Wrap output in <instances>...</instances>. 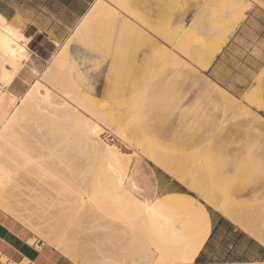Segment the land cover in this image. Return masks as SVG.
<instances>
[{
  "label": "rangeland",
  "instance_id": "1",
  "mask_svg": "<svg viewBox=\"0 0 264 264\" xmlns=\"http://www.w3.org/2000/svg\"><path fill=\"white\" fill-rule=\"evenodd\" d=\"M126 1L128 9L118 6L114 20L95 19L82 23L78 28L76 24L63 41L54 45L44 43L40 44L43 47L35 48L37 51L48 50L50 56L42 62L34 78L27 82L24 91L48 69V77L41 78L42 82L54 93L66 92L71 96L73 104H79L85 116L99 123L111 138L123 145L129 161V175L139 188L135 194L139 199L151 201L163 194L157 189L153 174L157 166L148 159L144 150L169 163L189 168L192 175L209 177L210 181H205V191L220 203L227 199L239 212L247 208L249 211L246 209L247 213H244V224L250 226L245 230L259 242H264V237L257 234H264V231L260 232L264 230V78L260 76L264 63L256 66L254 62L264 53V0H239L235 7H230L228 0ZM236 14L239 20L232 21ZM148 23L154 28H190L188 35H178L170 41L147 28L145 24ZM224 28L229 31L226 35L223 32L222 37L221 31H225ZM203 32L209 33L212 40L211 47L206 50L208 53L205 52V46L197 41ZM145 35L155 40L157 47L162 50L155 48ZM68 38L70 42L66 49V66L56 68L53 63L55 56ZM167 48L173 50L179 61L163 55ZM189 48L193 51L188 50L187 53L184 49ZM196 53L200 59L202 55L206 56L202 58L203 63H197L192 58ZM162 55V59L159 58ZM252 85L256 86L253 94L248 91ZM6 94L12 95L11 92ZM19 100L15 98L10 109L5 111L6 117L14 111ZM79 100H84V104ZM97 101L98 105L100 101L106 102V110L111 107L112 110L108 111L110 115H105L107 111L103 108V117V113H100L103 112L102 102L101 107H98L95 104ZM84 105L86 110L90 107V113L84 111ZM128 106L125 113L118 116L119 127L116 130L110 129L109 125L116 118L113 111L118 112ZM95 108H100L101 118L97 117ZM56 114H48L49 120L46 118L39 121L41 123L24 121V129L21 128L23 135L19 138L45 143L50 139L47 130L51 128L50 132L59 135H52L57 138L67 130H72L69 120H64V115L60 117L61 113ZM51 116H59L57 119L63 122H53ZM34 122L42 125L39 132L33 130V127L38 126H32ZM59 126L66 130L61 131ZM132 137L133 141L130 140ZM134 141L137 146H134ZM67 151L62 155L71 156V150ZM74 163L71 162L67 170H74L77 167V163ZM97 166L98 171L100 164L97 163ZM51 170L59 179L68 174L59 167H51ZM16 179L20 184L24 183L21 175ZM91 182H95L97 187V174L94 170L85 171L80 184L83 191L89 190ZM187 194L206 205L194 191L187 190ZM17 203L25 206L28 202L22 200ZM49 210L47 204L36 203L27 212L49 213ZM250 212L253 215H249ZM105 216V219L99 216L102 222L96 217L99 221L97 223L102 225L96 226L97 234L96 231L81 230L87 227L85 221L88 216L82 217L83 222L74 218L77 223L72 227L75 229H68L70 232L76 231L73 232L77 234L75 237L79 244L95 240L89 239L95 232L97 264H147L146 259L150 256L149 264H179L157 260L156 244H159L152 235L149 236L147 227L137 223L133 233H129V230L121 226L122 222L111 221L109 216ZM14 218L0 210V221L26 241L32 250V257L27 255L21 262L10 261L8 264L83 262L82 253L66 255L63 244L46 242L38 234L39 231H33ZM255 228L261 229L256 231ZM249 229H254V232ZM87 235L89 238H85ZM148 253L152 255L148 256ZM0 260L6 262L7 259L0 253Z\"/></svg>",
  "mask_w": 264,
  "mask_h": 264
},
{
  "label": "bare ground",
  "instance_id": "2",
  "mask_svg": "<svg viewBox=\"0 0 264 264\" xmlns=\"http://www.w3.org/2000/svg\"><path fill=\"white\" fill-rule=\"evenodd\" d=\"M238 1L239 0H228L227 4L230 7H235ZM118 6L125 10L128 9L126 0H96L90 6L86 14L80 19L76 27L78 28L82 23L95 19H104L106 21L114 20L117 16ZM237 19L239 20V16L236 14L232 21H236ZM145 25L147 28L152 29L155 33L162 35L170 41H173V38L178 37V35H188L190 28V26H187L184 30H179L175 26L172 28H154V26L149 23ZM228 31V28H226L225 31L222 30L221 36L223 32L226 35ZM22 34L15 27L8 24L6 19L0 15V102L6 95V92H9L6 89L9 87L21 62L24 60H31V55L29 56L28 50H26V39ZM208 34L209 33L205 32L200 33L197 38L198 43L205 46V52L207 53L208 51L206 50H209L212 43L210 35ZM145 37L155 45V48L162 50L159 46L157 47V42L155 40L146 35ZM69 40L70 38L65 41L64 46L55 56V61L53 63L56 68L59 67L62 69L66 66V49L69 45ZM167 49L168 50H165L163 55L178 60L173 50L171 48ZM184 50H186L187 53L188 50L190 52L193 51L192 48ZM163 55L159 56V58L161 57L162 59ZM203 57L205 58L206 56L202 55V58ZM192 58L196 60L197 63H203L202 58L200 59L197 53L194 54ZM31 68L32 72L35 74L38 67L35 69L33 67ZM48 73L49 70L46 69L41 77L35 79L21 96H16L14 94L8 96L10 101L15 100V98L20 99L14 111L8 116L9 118L6 117L4 109L0 106V209L12 215V217H15L19 222L31 228L33 231H39L40 233L38 234L40 236L42 235L41 237H43L46 242L52 243L56 241V243H60L61 246L63 244V251L66 255L72 256L82 253L84 258L80 259L81 261L83 260V262L79 264H97V242H94L97 241V236L94 235V232V238L90 233L92 237L89 238L88 235L90 234H88L85 238L87 237L90 240L93 238L95 240L92 242L88 241L86 244H79L78 238H76L77 234L74 233L76 231L73 230L74 232H70L68 229L70 227L75 229L72 227L77 223L74 218H78L79 222H83L82 217L88 216V220L85 218V222L88 225L87 227H82V225L81 230L96 231V226L101 224L97 223L99 222L97 220L101 216V218L105 219V215L109 216V220L111 219V221L115 220L122 222L121 226L129 230V233L135 229L137 223L147 227L149 236L152 235L159 244V246L156 244L157 252L155 257L161 263L196 264L193 261L199 253L211 228L210 216L206 207L195 197L187 193L164 195L150 202L139 199L133 191L135 184L133 183L134 185H130L129 161L126 152L123 150V145L111 138L108 132L104 130L99 123L96 124V122L85 116L86 114L80 111L79 104L77 102L73 104L71 102V96L69 97L65 94L66 92L59 94L51 91L41 80V78L48 77ZM260 76L264 78V66L261 68ZM69 79L72 78L70 77ZM70 84L73 85V83ZM260 84L262 87V81ZM255 88L256 86L252 85L248 90L249 93L253 94L256 90ZM103 93L105 94V91H103ZM89 98L91 97L89 96ZM79 101L80 103L83 102L81 100ZM100 102L103 103H101L102 107ZM100 102L99 105L98 101L95 104L103 110L106 102ZM106 107L108 108V105H106ZM117 107L119 108V106ZM128 108L129 106L118 112L115 110L113 111V115L116 116V118L109 125L110 129L115 128L116 130V127H119L118 124L120 123V119L118 116L123 115ZM89 109L86 110L85 108L84 111L90 113L91 110ZM99 109L100 108H97L95 110L97 117H102L100 113H103V117H105V111L103 110V112H100L101 110ZM110 109L111 107L108 110L105 108L107 111L105 115H110V113H108ZM52 113L54 116L56 113H61L59 114L60 117L64 115L63 119L69 120L68 122L72 126V130L68 128L69 130H67V132H63L64 134L57 138L56 136L58 134L50 132L52 131L51 126L53 125V123L51 124L50 122L57 120V123H60L61 120L57 119L59 116L57 118L51 116L52 120L50 122L48 121L51 124V126L48 125V127L51 129L47 128L50 129L47 130V136L49 134L50 139L46 140L45 143L39 142L38 140L27 141L23 138H19V136L23 135L22 129L24 128H22V124L27 123L28 121L26 120L35 122L44 121L46 118L49 120L48 114ZM68 122L67 127H69ZM36 125H38L37 128L33 127V130H41L39 127H42V125L35 123L32 126ZM59 128L61 131L66 130L65 128L62 129L60 126ZM118 129L120 132V128ZM43 134L45 135V133ZM132 138L129 139L133 141L134 138ZM135 142L136 141L132 143L135 144L134 146H137ZM67 150L73 152L70 151L71 156L69 157L62 155L63 153H67ZM141 151L142 150H140V152ZM143 152L157 167L194 191L207 205L213 207L238 227L245 230L246 227L250 226H247L246 223L244 224L246 218L244 213H247L248 210L246 207L244 208L247 210L242 209L243 213H241L242 210L239 212L237 207L235 210V206L226 198V201L220 203L216 197L205 191V181L209 182V177H197L192 175L187 167L182 168L174 163H169L167 160H163L151 152L144 150ZM155 152L157 153L156 150ZM157 154H159V152ZM71 162H75L74 164L77 163V167L69 171L67 168H70ZM97 163L100 164L98 171ZM51 167L63 168L68 174H65L62 179H59L53 174L54 172L51 170ZM89 170H94L97 174V187L95 182H91L89 190L83 191V187L80 184L83 179V174L85 171ZM19 175L23 178L24 183L20 184V181L16 179ZM222 175H225V171H223ZM22 200L28 203L25 206L17 205V202ZM36 203H43L44 205L47 204L50 206L49 213H43V211L27 212L31 205ZM261 211L262 210H260V212ZM98 214H100V217ZM250 214L252 213L250 212L249 215ZM101 218L100 222H102ZM252 226L254 225L252 224ZM260 229H256V231ZM249 230L254 232V229ZM263 231L264 230L260 232ZM70 233H74L75 235H71ZM257 234L258 236L260 235L261 238L264 237L263 233ZM251 236L253 235L251 234ZM261 243L264 245L263 241ZM146 248H148V246ZM152 254L148 253V256ZM151 257L152 256L149 258L147 257V259L145 258L147 264L151 261ZM106 264L121 263L108 262ZM230 264H264V262Z\"/></svg>",
  "mask_w": 264,
  "mask_h": 264
},
{
  "label": "crops",
  "instance_id": "3",
  "mask_svg": "<svg viewBox=\"0 0 264 264\" xmlns=\"http://www.w3.org/2000/svg\"><path fill=\"white\" fill-rule=\"evenodd\" d=\"M95 1L0 0V15L6 19L8 24L15 27L21 34L23 33L22 35L27 42L26 50H28L29 56L31 55V60L21 62L9 87H7L9 92L16 96L22 95L27 82L34 78L31 67L34 69L38 67L37 69L39 70L42 62L49 56L48 50L44 49L38 53L35 48L40 46V44L48 43L54 45L56 42L63 41ZM254 62L256 66H261L264 63V53ZM13 101H10L6 94L0 102V106L4 111H8ZM153 174L156 187L163 193L162 196L173 193H187V190H190L159 167L153 170ZM129 181L130 185L135 184H133L135 186L133 191L137 194L139 188L130 176ZM143 201L150 202L149 200ZM203 205L209 213L211 228L193 261L194 263L264 262V245L261 242L210 205ZM25 242L15 231L0 221V253L7 259L6 262L0 260V264H8L10 261L21 262L22 259L28 256L32 257V250Z\"/></svg>",
  "mask_w": 264,
  "mask_h": 264
}]
</instances>
